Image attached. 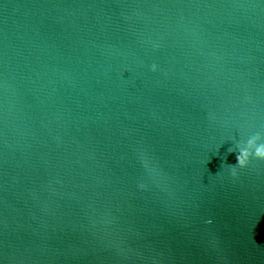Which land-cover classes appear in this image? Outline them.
<instances>
[{
    "label": "water",
    "instance_id": "95a60500",
    "mask_svg": "<svg viewBox=\"0 0 264 264\" xmlns=\"http://www.w3.org/2000/svg\"><path fill=\"white\" fill-rule=\"evenodd\" d=\"M257 132L264 0H0V264H264Z\"/></svg>",
    "mask_w": 264,
    "mask_h": 264
},
{
    "label": "clouds",
    "instance_id": "9594fccd",
    "mask_svg": "<svg viewBox=\"0 0 264 264\" xmlns=\"http://www.w3.org/2000/svg\"><path fill=\"white\" fill-rule=\"evenodd\" d=\"M152 70H156V65L152 66ZM264 139V136L260 132H257L250 136L246 142L247 146L240 148L237 147L235 151L238 153L236 159V165H229L231 168V174L236 176L237 168L243 169L248 166L250 159L255 158L259 160H264V143H257L258 141ZM229 151H233L230 149ZM211 222V221H209Z\"/></svg>",
    "mask_w": 264,
    "mask_h": 264
}]
</instances>
